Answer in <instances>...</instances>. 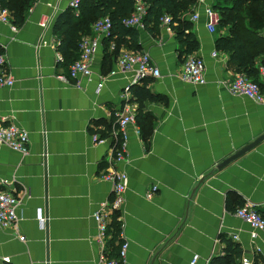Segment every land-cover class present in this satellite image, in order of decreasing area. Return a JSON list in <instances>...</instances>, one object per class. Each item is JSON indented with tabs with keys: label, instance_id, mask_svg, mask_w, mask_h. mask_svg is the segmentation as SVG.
Returning a JSON list of instances; mask_svg holds the SVG:
<instances>
[{
	"label": "crops",
	"instance_id": "1",
	"mask_svg": "<svg viewBox=\"0 0 264 264\" xmlns=\"http://www.w3.org/2000/svg\"><path fill=\"white\" fill-rule=\"evenodd\" d=\"M71 1L35 0L21 24L13 17L0 22V54L15 78L13 87L0 89V117L30 135L27 153L0 145V190L22 199L17 226L0 230V264H106L119 257L125 242L121 264H223L228 240L242 249L237 262L264 264V233L254 239L251 226L235 214L246 202L264 213V103L230 91L242 69L216 46L227 31L219 24L215 32L208 29L205 9L213 8V0H198L183 15L193 22L199 49L192 55L205 60L207 82L182 79L186 55L175 29L161 20L153 30L137 28L139 50L150 53L161 75L129 91L131 74L117 64L129 48L118 38L103 40L91 79L61 78L69 67L54 25ZM45 19L47 29L40 25ZM259 65L264 53L252 66L264 89ZM140 108L151 117L139 122ZM125 112L135 117L126 157L116 162L115 130ZM97 130L109 132L103 138ZM95 133L104 141L95 140ZM112 167L127 172L130 181L102 236L94 214L109 209L114 194L99 175ZM115 217L122 228L117 240L110 231Z\"/></svg>",
	"mask_w": 264,
	"mask_h": 264
},
{
	"label": "built area",
	"instance_id": "2",
	"mask_svg": "<svg viewBox=\"0 0 264 264\" xmlns=\"http://www.w3.org/2000/svg\"><path fill=\"white\" fill-rule=\"evenodd\" d=\"M99 1V0H94ZM81 0H73L70 6L78 10ZM206 15L208 16V29L215 32L219 22V16L212 7H206ZM148 12V5L142 0H137L132 15L124 20L127 27L145 28V17ZM198 14L193 15V19L197 20ZM12 20V12L9 8L3 6L0 2V22L10 23ZM50 19L43 20L40 25L42 28L49 27ZM163 22L170 24L171 18L164 16L161 19ZM92 33L84 35L79 44L80 55L79 58L69 66L68 75L61 76L66 80L71 77L77 81L82 78L91 79L93 74L92 63L99 52L101 44L105 38L111 35L112 21L106 16L96 20L92 25ZM264 37V27L261 31ZM217 56V53L214 54ZM118 66L125 72L131 74V85L125 90L129 91L132 85L139 84L148 77H160V69L154 63L149 52L146 51H132L122 50L117 57ZM116 70L110 72L115 75ZM258 74L264 79V65L258 66ZM104 79V78H103ZM182 79L194 84L206 83V64L202 57L196 55H189L183 63ZM15 84L14 75L9 68L8 59L4 53L0 54V89L11 88ZM79 85V83H78ZM103 87V82L98 84V89ZM230 91L234 94L245 96L251 100L259 103H264V89L258 79H254L245 73H239L229 84ZM134 114L130 112L123 113L117 122L115 134H117L118 141L113 148V161L124 160L127 153V141L129 138L128 128L134 121ZM121 136V137H119ZM94 139L103 142L99 134H94ZM0 145L7 146L14 151L27 153L30 148L29 132L21 128L18 124L8 122L6 118L0 117ZM102 179L109 181L113 187L114 197L108 204L109 209L103 212H96L94 218L99 225L102 236L108 230V218L111 212L120 211L124 204V192L129 185V175L127 172L117 168H110L99 175ZM1 180L0 182H2ZM4 182V181H3ZM157 190V185L148 192L147 197L152 198ZM22 204V199L14 193L7 190H0V230L8 229L17 226L20 220L19 207ZM107 207V203L104 204ZM236 216L247 222L253 229L252 236L255 239L259 233H264V217L259 212L257 206L252 202H246L239 206L235 211ZM43 220V218L41 219ZM24 240V236L21 237ZM128 243L122 244L119 257L111 259L106 264H121L126 258ZM199 256L196 254L192 263H196ZM244 264H251L250 260H244Z\"/></svg>",
	"mask_w": 264,
	"mask_h": 264
},
{
	"label": "trees",
	"instance_id": "3",
	"mask_svg": "<svg viewBox=\"0 0 264 264\" xmlns=\"http://www.w3.org/2000/svg\"><path fill=\"white\" fill-rule=\"evenodd\" d=\"M136 1L81 0L78 10L70 7L60 14L54 25V33L60 39L58 49L63 56L64 65L68 68L70 64L79 58V44L82 36L91 34L93 32V23L106 16L112 21V31L111 35L104 39V42L107 43L118 38V42L126 44L129 50L141 51L137 44L139 30L134 27H127L124 24V20L129 18L134 12ZM142 1L148 5V12L145 17L146 29L153 30V27H157L161 19L167 15L171 18L170 25L176 31L177 39L183 47L181 52L186 55V58L199 49V42L192 32L193 22L183 16L184 13L191 11L198 0ZM227 1V4L215 6L216 9L213 7L214 10L220 13L218 24L227 27V34L217 38L216 46L218 49L227 51L232 55V59L238 64L239 69H242L240 73H245L257 79L254 72H252V66H254L257 54L264 53V38L261 31H259V29L264 27V0ZM0 2L12 12L13 22L21 24L26 12L32 7L35 0H0ZM247 3L254 11H249L250 9L246 8ZM244 11L249 17V26L246 25L247 22L244 20ZM119 46L118 44L115 50L117 53L119 52ZM143 82L147 85L151 82V78L148 77ZM135 87L139 88L137 85ZM142 91L146 97H150L148 88L145 87ZM146 117H151V115L142 112L140 108L136 118L141 122ZM95 132H99L105 138L109 130H97ZM120 141L121 139L118 142ZM116 214L118 213L116 212ZM262 216L264 217V213ZM121 229V222L116 217L113 218L110 224V231L114 240L118 239ZM241 257V247L228 240L226 255L220 262L223 261V264H240L237 261Z\"/></svg>",
	"mask_w": 264,
	"mask_h": 264
},
{
	"label": "rangeland",
	"instance_id": "4",
	"mask_svg": "<svg viewBox=\"0 0 264 264\" xmlns=\"http://www.w3.org/2000/svg\"><path fill=\"white\" fill-rule=\"evenodd\" d=\"M251 1V0H250ZM228 3V1L227 0H213L212 1V6L215 8V6H220V4L221 5H223V4H227ZM251 6H254V5H251ZM247 9H250L249 11H254L253 9H251L250 7H249V4L247 3V7H246ZM216 9V8H215ZM248 15H249V13H248ZM245 21H246V19H244ZM246 25H247V23H246ZM219 29L220 30H225V31H227V27L226 26H220L219 27ZM262 30V28L261 29H259V31H261Z\"/></svg>",
	"mask_w": 264,
	"mask_h": 264
},
{
	"label": "water",
	"instance_id": "5",
	"mask_svg": "<svg viewBox=\"0 0 264 264\" xmlns=\"http://www.w3.org/2000/svg\"><path fill=\"white\" fill-rule=\"evenodd\" d=\"M247 150H249V148H245L244 150L238 152L237 154H235L234 156H232L231 158H228L227 160H225L221 165H226L227 163H229L230 161L236 159L237 157L241 156L242 154H244Z\"/></svg>",
	"mask_w": 264,
	"mask_h": 264
}]
</instances>
